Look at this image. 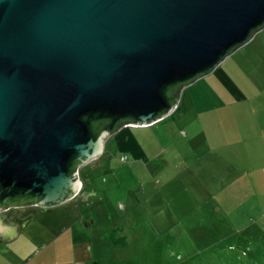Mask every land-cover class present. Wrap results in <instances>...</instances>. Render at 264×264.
Instances as JSON below:
<instances>
[{"label":"water","instance_id":"obj_1","mask_svg":"<svg viewBox=\"0 0 264 264\" xmlns=\"http://www.w3.org/2000/svg\"><path fill=\"white\" fill-rule=\"evenodd\" d=\"M264 25V0H0V237L5 210L82 193L78 168L124 124Z\"/></svg>","mask_w":264,"mask_h":264},{"label":"rangeland","instance_id":"obj_2","mask_svg":"<svg viewBox=\"0 0 264 264\" xmlns=\"http://www.w3.org/2000/svg\"><path fill=\"white\" fill-rule=\"evenodd\" d=\"M246 49L224 56L231 77L251 88L246 90L249 122L243 131L230 133L233 149L215 150L218 156L208 163L198 159L194 166L201 174L195 179L177 171L181 182L173 183L175 189L163 195V188L167 190L163 172L169 163L181 166L177 151L159 149L154 168L160 161L169 163L161 162L153 175L140 159L125 152L122 158L106 143L109 154H102L104 165L82 175L86 179L82 189L89 187L87 199L74 196L48 212L35 205L22 207L21 213L31 216L25 229L31 233L50 221L61 223L63 215L70 221V227L58 232L52 251L45 246L37 255L42 263L52 256V264H264V53L247 60L242 56ZM254 90L259 93H251ZM231 109L237 111L236 106ZM173 119L167 116L137 129L142 149L154 150L170 140L173 144L168 146L173 147L174 139L186 142L177 136L179 121L169 122L173 138L161 129ZM43 246L36 247L33 255Z\"/></svg>","mask_w":264,"mask_h":264},{"label":"crops","instance_id":"obj_3","mask_svg":"<svg viewBox=\"0 0 264 264\" xmlns=\"http://www.w3.org/2000/svg\"><path fill=\"white\" fill-rule=\"evenodd\" d=\"M262 39H264V25L255 30L245 43L238 47L236 46L232 54L237 50H241V48L244 49L247 47L245 52L242 53V56L250 60L252 59V54L257 55V53H264V49L260 47V43L263 42ZM251 42H253L252 46H249ZM258 56H260V54H258ZM228 67H230V64L226 56L219 61L215 67L210 69V72H208V70L182 85L174 107L167 115L147 123V125H120L107 136L104 147L106 143L109 142L112 148L118 152L117 155L121 152H125L131 155V159H140L142 163L146 165L147 170L153 175H155V172H159L158 169L161 167L162 161L154 168L157 161L153 157L158 155L159 149L177 151L179 153L178 162L181 166L177 168L173 167L174 164L165 162L169 163L168 167L170 168L163 172L166 176L164 180L166 184L164 187L167 189L165 190L163 188V195H167L169 191L175 189L173 183L181 182L183 177L181 178L180 173L176 174L177 171H181L184 175H189L191 179H195L196 175L200 176L201 173L196 172L197 169H195L194 166V164L199 165L198 159H202L204 163H208L211 162L214 157L218 156L215 150H232V140L234 138L230 137V133L237 131V129L243 131L249 122V98H247L248 95L246 90L251 88L246 82L239 85L231 77L228 72ZM261 91L264 92V88ZM251 93H259V91L254 90L251 91ZM232 106H236L237 111H233L231 109ZM184 108L186 111L182 113ZM167 116L174 117V119L166 121L168 125L165 126V129H163L162 126L161 129L168 137L173 138L175 135L174 131L171 130L169 122L179 121L180 125L175 128L177 133L179 131V135L177 136H181L187 143L177 142L174 139L173 147L168 146L172 143L170 140L166 142V144L157 145L156 149H154L156 151L153 149H142L141 142L139 141L140 138L137 135L139 128L154 124L164 118L167 119ZM132 128L135 129L133 130ZM104 147L101 153L93 159L95 161L92 165L85 164L79 166V172L82 171L81 174H79L81 178L85 171H95L97 168L96 166L100 167L104 165L102 163V157L103 155L107 157L109 154V148L107 147V149L104 150ZM190 151L191 153H196L194 157H191ZM165 163L162 162L163 165H166ZM88 189L89 187L83 188L78 198L83 200L87 199L89 194ZM38 208L41 211L48 212L53 206L48 209ZM7 217L18 225H16V232L12 236L6 239L0 237V264H44L42 263V256L37 255L40 253L42 254V250H44L43 248L45 246H47L45 249L51 252L54 239L58 235V232L64 231L68 226L70 227V221L64 220L63 215L61 216V223L57 220H53L50 221L51 223L42 224L45 226L44 229L31 233L25 230L32 222L29 214H24L20 217H9L7 215ZM57 218L58 216L56 219ZM41 243H44V246L38 249L33 255L34 249L40 246ZM29 247L32 248L31 254H28L30 251ZM49 259L51 260L50 263ZM49 259H47L46 264H52L55 260L52 256H50Z\"/></svg>","mask_w":264,"mask_h":264},{"label":"flooded vegetation","instance_id":"obj_4","mask_svg":"<svg viewBox=\"0 0 264 264\" xmlns=\"http://www.w3.org/2000/svg\"><path fill=\"white\" fill-rule=\"evenodd\" d=\"M78 171H79V170H78ZM79 174H80V172H79ZM80 177H81V175H80ZM22 207H24V206H18V207H16V208H18V210H17L16 213L13 212V211H11L12 208H14V207L7 208V209L5 210L6 215H8L9 217H15V216L20 217V216H23V214L21 213V212L23 211Z\"/></svg>","mask_w":264,"mask_h":264},{"label":"trees","instance_id":"obj_5","mask_svg":"<svg viewBox=\"0 0 264 264\" xmlns=\"http://www.w3.org/2000/svg\"><path fill=\"white\" fill-rule=\"evenodd\" d=\"M86 179H84L83 177L81 178V187H83V183H82V181L84 182ZM87 180H90V178L88 177V179ZM74 196H76V198H78V196L76 195V194H74L73 196H71V197H74ZM70 197V198H71ZM69 201V200H68ZM68 201L66 202V203H68Z\"/></svg>","mask_w":264,"mask_h":264},{"label":"built area","instance_id":"obj_6","mask_svg":"<svg viewBox=\"0 0 264 264\" xmlns=\"http://www.w3.org/2000/svg\"><path fill=\"white\" fill-rule=\"evenodd\" d=\"M119 156L123 158V157H124V153H120V155H119Z\"/></svg>","mask_w":264,"mask_h":264},{"label":"clouds","instance_id":"obj_7","mask_svg":"<svg viewBox=\"0 0 264 264\" xmlns=\"http://www.w3.org/2000/svg\"><path fill=\"white\" fill-rule=\"evenodd\" d=\"M127 125H129V124H127Z\"/></svg>","mask_w":264,"mask_h":264}]
</instances>
